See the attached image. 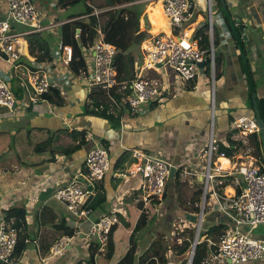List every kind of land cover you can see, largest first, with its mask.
I'll return each mask as SVG.
<instances>
[{
	"label": "crops",
	"instance_id": "0c3cea01",
	"mask_svg": "<svg viewBox=\"0 0 264 264\" xmlns=\"http://www.w3.org/2000/svg\"><path fill=\"white\" fill-rule=\"evenodd\" d=\"M33 2L38 10H42L40 13L43 23L49 26L47 31L39 33L52 37V53L58 51V44L61 42L59 33L61 23L86 20L85 16H82L85 14L69 19L58 13L54 6L55 0ZM46 2L48 5H43ZM208 2L209 0H188L192 11L191 30L195 31L204 23L207 24V13L210 8L213 36L216 35L217 38V44L214 46L218 60L217 69L215 67L213 74L211 69L208 72L204 71L207 65L205 63L196 81L187 85L180 82L178 85H172L171 92L159 100L156 106L146 104L135 111L127 105L125 107L118 105L110 92V97L108 96L106 100L103 96L107 91L100 92L103 89L99 86L92 87L91 90L86 88L79 76L80 72L73 73L69 66L62 67L59 76L63 89L62 105H54L39 98L29 108L18 106L9 111L0 106V219L3 218L4 209L24 205L28 212V228L32 230L34 214L43 205H47L57 214L56 222L48 224V227L59 226L63 220L65 222L61 225L71 227L74 232L72 236H67L59 230L60 235L71 238L66 248L56 256L50 255L49 249L44 257H40L37 241L33 239L20 260L14 264H73L79 259L87 258L91 249H96L94 255L96 264H115L121 257V247L125 241L122 234L128 232V225L150 204L149 202L145 205L140 198L137 199L139 191L133 189L137 187V178L120 183L113 177L116 170L127 168L129 166L127 163L134 161L130 152L135 147L164 158L170 166L165 194L154 207L156 218L137 240L134 264H137L139 257L153 240L160 239L164 242L168 240L178 219L182 224L187 220L192 228L199 222L202 214L201 235L214 224L222 223L224 227L229 225L231 219L227 213L217 208V200L211 192V187L204 198V191L202 186L201 188L198 186V182H202L201 173L207 165L211 130L217 146V150L212 153V165H220L223 170L222 175L216 177L218 184H215L221 190L220 195L232 196L237 190L240 192L244 188L240 175H238L240 185L235 182L237 178L233 169L235 165L240 163L246 165L252 158L264 165V147L260 132L249 136L244 142L236 131L231 129V122L237 115L254 116L253 104L251 106L248 101V95L251 97L250 86L253 87L257 100L260 98L262 102L264 100V3L262 0ZM133 4L141 8L138 23L139 30L141 28V40L135 43L140 46L139 52L142 54L141 41L157 34L165 25V21L158 2L151 4L149 0H136ZM88 5L100 10L98 16L100 25H106L113 15V10L118 7L108 0H77L75 4L77 11L85 10L84 6ZM6 7V0H0V18L3 17ZM145 19L148 27L144 25ZM230 21L236 34L232 31ZM240 25H243L241 31ZM208 39L210 43V38ZM86 47L88 46H83L84 52ZM22 50L19 61L28 65L32 57L28 54L26 42ZM20 69L23 71H19ZM49 70H53L52 62ZM0 71L5 75H11L9 85L14 94L15 89L19 87L23 90V96L28 95L23 65L13 67L5 56L0 55ZM114 92L122 93L124 90L117 87ZM87 98L93 101L89 107L94 106L96 109V105L100 104L114 113L120 110V125L114 128L105 118L84 113L85 107L88 110ZM43 104L46 105L42 107ZM74 129H84L88 142L70 155L63 154L61 151L65 147L57 150L55 141L59 139V135L70 136V131ZM19 131H24L27 136L36 139L30 151L23 156L17 152L16 145L15 150L11 146L12 137L17 136ZM23 134L21 132L19 135ZM50 135L51 143L44 149L35 150L37 143L43 142ZM70 143L69 145L74 144L72 138ZM96 143L105 144L110 148V167L104 179L95 184V187H103L105 190L107 197L105 207L92 211L89 218L96 220L102 213L108 212L114 206L117 207L118 195L124 199V206L118 209L119 223L114 225L115 231L112 236L114 251L108 260L104 261L102 259L107 252L97 254L95 242L87 239L85 235L87 221L69 215L64 204L54 196L56 183L66 181L81 171L86 153ZM220 144L234 150L229 155H220L221 152H218ZM222 160L228 161L227 167L223 166ZM46 178L48 185H44ZM94 194L95 192L91 197ZM198 203L199 208H196ZM251 234L257 239L264 240V224L256 226ZM179 237L182 240L185 238L181 235ZM203 237L204 235L200 239ZM209 242L212 241L208 240V244ZM249 264H264V256L260 261Z\"/></svg>",
	"mask_w": 264,
	"mask_h": 264
},
{
	"label": "built area",
	"instance_id": "2783aa9c",
	"mask_svg": "<svg viewBox=\"0 0 264 264\" xmlns=\"http://www.w3.org/2000/svg\"><path fill=\"white\" fill-rule=\"evenodd\" d=\"M149 1L151 4L160 1L162 11L167 17V26L170 32L160 31L141 41L142 58L135 64L134 77L130 81L118 80L117 71L113 65L117 50L114 45L103 40V32L99 26H97V34L92 44L86 45L88 47L84 52L85 67L80 71V78L88 89L102 86L109 93L115 87H122L124 91L128 87L130 92L125 94L124 100L127 106L135 111L150 102L164 99L172 89L171 77L183 84L196 81L201 69L198 63L206 57H209V61L206 63H209L212 74L215 69L216 54L212 38L213 18L211 9L208 8L206 31L210 43L207 48H200V38L194 37L196 30H191L192 11L188 0ZM262 1L264 3V0ZM6 2V10L3 17L0 18V55L5 56L13 67L24 66V75L28 87V95L17 100L9 85L11 75H5L0 71V106L11 111L18 106L29 108L42 94L52 88L57 89L62 95L63 89L59 76H61V68L69 66L73 49L71 46H64L59 42L58 51L51 52L50 60L32 63V65H26L19 61L23 53L25 35L47 31L49 26L43 23V18L32 0H6ZM88 6L92 8L91 11L82 16L94 15L98 17L100 10L92 5ZM80 32L81 29L77 28V32L74 34L75 39L80 35ZM51 62L53 64L52 71L49 70ZM122 93L124 94V92ZM231 129L235 130L244 142L249 136L259 134V126L254 116L237 115L231 122ZM216 150V140L211 130L207 165L201 173L202 190L205 198L208 189L211 187V192L217 200V208L227 213L231 222L223 229L216 242H209L213 248L209 250L202 264H249L258 262L264 256V240L253 237L251 231L256 226L264 224V165L255 158H252L246 165L243 163L235 165L233 168L237 176L235 182L240 185L238 178L240 175L242 182H244V188L232 196L220 195L215 184H218L216 177L221 176L223 170L220 165H212V153ZM220 155H224V153L221 152ZM131 156L134 161L127 168L116 170L113 177L118 179L120 183L137 178V187L133 189L139 191L137 199L140 198L145 205L153 199H161L169 176L170 164L168 161L139 147L131 149ZM83 162L85 172L79 171L66 181L61 180L56 183L54 196L66 206L72 217L87 221L85 235L87 239L95 242L96 253L100 255L106 250L112 227L119 223L118 209L123 198L118 195L116 198L117 207L114 206L108 212L102 213L96 220H91L89 218L91 210L86 206V203L93 194V187L96 182L102 181L109 170L110 148L105 144L96 143L88 150ZM44 185H48L47 178L44 180ZM35 190L37 189L35 188ZM201 219L202 214L195 227V232H197L196 244L193 245L192 240L190 248L186 251V264L192 263L194 250L201 234H199ZM185 227V224L179 222L178 227L173 229L171 235H174L176 240H171L172 243H182L184 239L179 237V233L182 231L178 232V230H185ZM70 238L59 237L52 244L50 255L60 254L66 248ZM16 242V229L1 218L0 262L12 264L11 256ZM171 256H173L172 260H170ZM168 262L175 264L174 255L171 254V251L168 252Z\"/></svg>",
	"mask_w": 264,
	"mask_h": 264
},
{
	"label": "trees",
	"instance_id": "16d2710c",
	"mask_svg": "<svg viewBox=\"0 0 264 264\" xmlns=\"http://www.w3.org/2000/svg\"><path fill=\"white\" fill-rule=\"evenodd\" d=\"M76 1L77 0H55V8L58 13L64 14L66 18H73L78 15L88 13L91 11V7L85 6V10H76ZM110 3L117 5L118 7L113 10V15L108 21L106 25H100L98 22V17L94 15H90L85 17V21L75 20L68 21L62 23L60 26V40L64 46H71L73 49L72 59L69 64L71 71L80 72L82 69L83 63H75L77 60V55L75 54V50L72 46V41H76L79 45L77 39L74 38V34L77 28L81 29L80 32V40L81 45H89L94 41L97 34V26L103 32V40L115 46L117 53L113 59V65L117 71V78L119 81H130L134 77L135 72V64L140 61L142 58V54L140 52L135 55V51H139L140 46L135 43V31L137 32L139 16L141 14V8L136 7L132 2L135 0H108ZM142 5V4H141ZM140 6V5H138ZM73 9V10H72ZM67 14V15H66ZM207 24H203L194 32V37H199V47L207 48L209 46V39L206 33ZM152 34V33H151ZM139 35V34H138ZM141 34L137 36V39L141 40ZM28 54L32 57V63H40L46 60H50L51 58V43L52 37L45 36L42 33H29L24 37ZM217 38L216 35L213 36V45L216 46ZM137 58V59H136ZM29 61L28 65H32ZM209 63H207L204 71H209ZM187 85V84H186ZM103 89L100 92L105 93L106 89L102 86H99ZM11 91L17 100L22 99L23 90L21 88L15 89V94L10 85ZM191 88V87H189ZM28 90V87L27 89ZM130 89L126 87L124 94L121 92H110L112 98L118 105L125 107L127 104L124 100L125 94L129 93ZM109 93L103 96L104 99L108 97ZM40 100H46L54 105H62L64 103L63 96L57 89H49L48 92L42 94ZM248 101L252 106V100L250 95H248ZM157 101H153L149 103V106L154 107L157 105ZM32 103L31 105H33ZM258 105L261 117L264 121V100L262 102L261 98L258 99ZM120 110L118 113H114V111L109 110L107 107H101L100 104L96 105V109L93 107H89L88 110H84V113L95 114L100 117L105 118L110 123L111 127H118L120 125ZM255 117V112H254ZM70 137L74 141V144L65 147L61 152L66 155H70L75 151L81 149L88 142L86 137V131L82 130H72L69 133ZM52 136L50 135L46 140L36 145L35 150H41L51 143ZM235 146V145H234ZM235 148V147H234ZM234 149L225 147L224 145L218 146V152H224V154H231ZM131 155V152H130ZM264 157V155H263ZM134 160V159H133ZM127 163V165H130ZM117 168V167H116ZM264 169V168H263ZM82 172H85L84 162L83 167L81 169ZM220 188L216 186V190L220 192ZM166 191V188H165ZM164 191V194H165ZM93 192H95L93 197H90L86 203V206L92 211L97 209H103L106 204V194L105 190L98 187H93ZM239 193V191H236ZM164 196V195H163ZM160 203L159 199H153L150 201V204L139 213L138 218L133 221L130 225H128V232H126L123 237L125 241L122 243L121 247V257L117 259L115 264H134V257L137 248V240L143 235L147 226L156 218V209L154 207ZM67 210V208H66ZM69 215L71 213L67 210ZM27 210L24 205H14L7 209L3 210V219L4 221L14 227L17 231V242L11 256L12 264L19 261L23 255L24 250L27 248L30 241L33 239L37 241L38 253L40 257H44L52 244L59 238L61 231L66 235H73L74 232L69 226L61 225L65 221H61L59 226H55L53 228L48 227V224H53L57 220V214L55 211L47 206L43 205L41 209L34 214L33 224L34 228L30 230L28 228L27 223ZM224 224H214L209 229L200 234L199 242L195 247L194 255L192 258L191 264H202L204 258L207 256L211 247L208 244V240L212 242H216L220 233L224 229ZM61 230V231H59ZM115 231L114 226L112 227L111 233L109 235L108 245H107V257L111 256L114 251V240L112 239L113 232ZM182 231L179 235L183 236ZM204 237L202 239L201 236ZM193 236H186L182 243H172V242H164L160 239L153 240L152 243L148 246V248L142 253L139 257L137 264H169L168 262V252L174 251V261L175 264H185L186 263V251L190 248ZM168 241V240H167ZM96 249H91L87 258L79 259L73 264H96L94 255ZM178 262V263H176ZM0 264H7L0 262Z\"/></svg>",
	"mask_w": 264,
	"mask_h": 264
},
{
	"label": "rangeland",
	"instance_id": "374dc122",
	"mask_svg": "<svg viewBox=\"0 0 264 264\" xmlns=\"http://www.w3.org/2000/svg\"><path fill=\"white\" fill-rule=\"evenodd\" d=\"M33 1V0H32ZM43 5H48L47 4V2L46 3H43ZM42 10L40 9V10H38V13L40 14V15H42L40 12H41ZM144 25L146 26V27H148V24L146 23V19L144 20ZM138 23H139V21H138ZM140 30H141V28H140ZM150 33V32H149ZM52 43H53V41H52ZM72 46H73V48H74V50H75V54L77 55V60H79V61H76L75 63H83L82 64V69H84V67H85V62H84V49H83V46L81 45H78L77 44V42L76 41H72ZM139 53V51H135V55L137 56V54ZM217 65H218V60H216L215 61V67H216V69H217ZM19 71H21V69L19 70ZM23 71V70H22ZM21 71V72H22ZM81 71V70H80ZM73 73H75V74H77L78 72H74V71H72ZM81 74L79 73V76H80ZM170 82H171V84L172 85H178L179 84V82H177L173 77H171L170 78ZM117 89V87H115L114 89H112L110 92H114L115 90ZM91 90V89H90ZM90 93V91H88V94ZM109 97H110V95H108ZM108 98H106V100H107ZM110 100L111 101H113L111 98H110ZM87 105H91V103L93 102L92 101V99L91 98H87ZM46 104H43L42 105V107H44ZM21 132H23L24 134H23V136L22 135H19ZM70 141H71V137L70 136H68V135H65V134H63V135H59V139H57L56 141H55V146L57 147V150L58 149H63L64 147H66L67 145H69V144H71L70 143ZM34 142H36V139L34 140V138L33 137H31V136H27L26 135V133L24 132V131H19V133H18V135L17 136H13L12 137V141H11V146L13 147V149H14V147H15V145H16V150H17V152L19 153V154H21L22 156L23 155H25L26 153H28L29 151H30V149H31V147H32V143H34ZM39 143H41L40 141L37 143V144H39ZM15 150V149H14ZM198 186L201 188V186H202V182H198ZM208 191H209V189H208ZM201 192H202V190H201ZM209 202H210V199L208 200ZM199 205H200V203H198V205H196V208H199ZM205 205V204H204ZM65 206V205H64ZM121 206H124V199H122V202H121V204H120V207ZM65 208H66V206H65ZM179 222H182V221H179V219L178 220H176V223H175V228H177L178 227V223ZM183 222H185L184 224L186 225V227H185V230H186V232H184V233H182L183 234V237H186V236H190V235H192V236H194V237H196L197 236V232H195V227H196V224L197 223H195L194 225H193V229L191 228V223L190 222H187V220H185V221H183ZM259 226V225H258ZM187 228V229H186ZM182 230V229H181ZM181 230H178V232H180ZM202 232V229H200V232H199V234ZM122 236H123V234H122ZM174 235H170L169 237H168V241H166V242H171V240H176V238L174 239ZM193 237V238H194ZM193 240V239H192ZM108 244V243H107ZM107 247V246H106ZM105 252H107V250H105ZM174 253V251L173 252H171V254H173ZM174 255V254H173ZM172 257L173 256H171L170 257V260H172ZM185 257H186V255H185ZM108 258L109 257H107L106 255H104L103 256V261L104 260H108ZM186 261V260H185ZM186 264V263H185Z\"/></svg>",
	"mask_w": 264,
	"mask_h": 264
},
{
	"label": "water",
	"instance_id": "95a60500",
	"mask_svg": "<svg viewBox=\"0 0 264 264\" xmlns=\"http://www.w3.org/2000/svg\"><path fill=\"white\" fill-rule=\"evenodd\" d=\"M222 2V0H220ZM231 22V21H230ZM232 22H231V28H232V31L234 34H236V30L234 28V26H232ZM241 26L243 25H240V31H241ZM77 32V30H76ZM140 30H139V26L137 27V33L135 35V41L139 43V40L137 39V36L138 34H140ZM77 41L79 43V45H81V40H80V36L77 37ZM209 61V57H206L202 62L198 63V66L199 68H203L205 63ZM250 91H251V99H252V104H253V110L255 112V118H256V121L258 123V126H259V132H260V136H261V140H262V143H263V147H264V121H263V118L261 117V114H260V110H259V105H258V100L253 92V87L250 86ZM89 189H91V187H89ZM196 237H194L193 239V245L196 244Z\"/></svg>",
	"mask_w": 264,
	"mask_h": 264
},
{
	"label": "bare ground",
	"instance_id": "6f19581e",
	"mask_svg": "<svg viewBox=\"0 0 264 264\" xmlns=\"http://www.w3.org/2000/svg\"><path fill=\"white\" fill-rule=\"evenodd\" d=\"M156 2H158L159 6H160V8H161V3H160V1H156ZM161 13H162L163 19H164V21H165V25L162 26V28H161L160 31H165V32L168 33L167 17H166V15L164 14V12L162 11V8H161ZM160 31H159V32H160ZM159 32H157V33H159ZM222 161H223V166L227 167V165H228V161H227V160H222Z\"/></svg>",
	"mask_w": 264,
	"mask_h": 264
}]
</instances>
